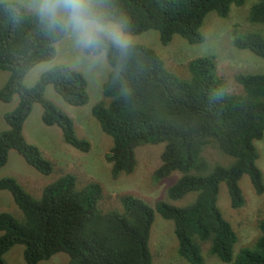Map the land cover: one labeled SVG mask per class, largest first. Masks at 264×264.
<instances>
[{"label": "trees", "instance_id": "1", "mask_svg": "<svg viewBox=\"0 0 264 264\" xmlns=\"http://www.w3.org/2000/svg\"><path fill=\"white\" fill-rule=\"evenodd\" d=\"M115 15L128 20L132 35L154 30L168 46L174 36L188 44L206 41L202 26L214 13L230 16L232 6L246 0H105ZM248 20L264 25V0L252 5ZM237 27V26H236ZM233 47L264 58V37L259 33L238 36ZM62 38L45 34L39 18L16 1L0 0V71L10 76L0 90V101L17 106L4 119L9 127L0 132V168L11 150L42 175H51L53 165L39 148L24 137V123L35 104L43 106L42 121L62 130L63 141L82 152L91 144L75 134L74 121L45 98L53 85L72 106L89 102L87 81L67 65L43 73L27 87L24 79L36 65L55 58ZM134 54L118 66L114 52L107 54L110 71L103 85V99L92 115L111 138L107 155L110 176L117 181L132 174L136 151L165 143L161 164L154 173L163 181L180 172L168 188L170 198L180 200L191 192L196 200L185 208L165 202L149 205L133 195L118 194L122 209L112 206L114 196L102 184L78 187L70 176L55 180L40 198L28 194L13 177L0 178V192H9L22 212L18 218L0 213V264L16 245L23 246L26 264H40L56 254H66L67 264H152L149 243L156 215L173 221L178 254L186 264H206L203 251L224 263L264 264V219L256 218L257 238L234 259L239 236L217 207L220 184L225 183L230 205L240 208L246 199L240 187L250 177L257 196H264L262 172L257 166L255 142L264 136V73H238L239 92H230L225 80L215 74L210 57L189 62V78H180L165 66L159 54L146 45H134ZM118 73V74H117ZM127 94L125 93V90ZM106 206V207H100Z\"/></svg>", "mask_w": 264, "mask_h": 264}, {"label": "rangeland", "instance_id": "2", "mask_svg": "<svg viewBox=\"0 0 264 264\" xmlns=\"http://www.w3.org/2000/svg\"><path fill=\"white\" fill-rule=\"evenodd\" d=\"M22 4L29 10L31 0H9ZM256 0H246L242 6H232L229 18L220 19L214 13L207 16L202 26V33L206 41L201 44L190 45L182 37L176 35L168 46L160 42L157 31L150 30L138 35H132L134 45H146L154 49L165 63V66L180 78H189L191 73L188 64L200 57H210L215 63V74L225 80L230 92H239L241 88L235 81L238 73H264V58L257 57L246 50L233 47L234 31L238 36L248 33H259L264 37V25L251 24L248 20L249 12ZM30 11V10H29ZM32 12V11H31ZM237 26V27H236ZM71 57L70 47L66 39L62 38L56 45L54 59L42 62L29 71L24 79L27 87H32L40 76L50 70L47 66L67 65ZM52 69V68H51ZM87 81L89 102L84 106H72L65 102L56 92L53 85L45 90V98L56 105L61 111L74 121L75 134L79 139L90 142L89 152H82L63 141L62 130L57 126H47L42 121L43 106L35 104L33 110L24 123L25 139L39 148L43 157L53 165L51 175H42L29 166L24 158L15 150H11L7 164L0 168V178L13 177L23 189L35 198H40L43 190L55 180L70 176L78 187H88L94 182L103 185L105 190L114 196L112 206L122 209L121 202L116 199L118 194L133 195L154 206L157 202H165L177 208H185L192 204L198 193L191 192L180 200L169 197L168 188L175 183L180 172H175L168 179L157 181L154 173L161 164V154L165 143L142 146L136 151L137 166L130 175H122L117 181L110 176V164L107 155L112 145L111 138L101 129L92 115V110L102 99V89L108 77L110 66L105 60L102 68L88 70L85 67L75 69ZM9 72L0 71V90L9 79ZM16 95L11 103L0 101V132L9 129L4 116L18 104ZM258 152L257 166L262 172L264 182V136L255 142ZM246 204L240 208L230 205L228 190L225 183L220 184L217 207L223 217L229 221L239 236L234 249V259L242 247L251 244L258 236L256 218L261 213L264 219V196H257L248 175L240 181ZM100 207H106L101 206ZM0 213H8L15 217H22V212L7 191L0 192ZM153 256L152 264H186V260L178 254V241L174 234L173 221L165 220L156 215L153 223L150 243ZM206 264H229L207 253V246L203 251ZM7 264H26L23 259V246H14L5 255ZM69 257L60 253L40 264H67Z\"/></svg>", "mask_w": 264, "mask_h": 264}, {"label": "clouds", "instance_id": "3", "mask_svg": "<svg viewBox=\"0 0 264 264\" xmlns=\"http://www.w3.org/2000/svg\"><path fill=\"white\" fill-rule=\"evenodd\" d=\"M29 10L39 18L45 34L67 40L71 69H100L109 52L123 66L134 54L127 18L115 15L105 0H31Z\"/></svg>", "mask_w": 264, "mask_h": 264}]
</instances>
